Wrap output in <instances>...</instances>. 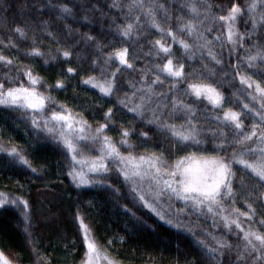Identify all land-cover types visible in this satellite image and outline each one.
Here are the masks:
<instances>
[{
	"label": "snow or ice",
	"instance_id": "snow-or-ice-1",
	"mask_svg": "<svg viewBox=\"0 0 264 264\" xmlns=\"http://www.w3.org/2000/svg\"><path fill=\"white\" fill-rule=\"evenodd\" d=\"M45 9L57 22H65V43L61 45L52 25L41 21V30L55 38L58 45L51 60L63 57V62L69 63L74 54L81 59L74 48L82 46L85 53L90 51L89 74L81 77V84L95 89L104 103L111 104L116 96V103L103 111V121L93 129L66 104L50 108L56 101L40 88L52 86L31 64L17 68L13 76L14 61L0 49V108L19 113L22 120L30 122L37 140H50L63 149L60 154L66 153L67 176L76 189H99L138 222L152 227L143 212L137 216L145 209L156 217L153 223L158 221L157 226L174 229L169 243L188 249L193 259L188 261L186 255V264H264V0H246L245 4L231 0L230 6L213 0H182L176 9L181 15L175 17V28L171 25L170 0H24L19 14L24 17L26 12L34 11L41 15ZM11 10L12 4L4 9L5 20ZM117 12L122 22H118ZM239 20L244 21V32L237 28ZM30 23L26 18L25 26L12 28L10 33L15 36L0 39V45L18 48L15 40L27 39ZM73 24L79 27L74 29ZM151 29L160 38L149 41L152 47L145 55L157 57L158 62L153 65L154 71L148 67L137 69L136 57L131 55L134 49L127 45L135 44ZM117 37L121 47H113L105 55L104 48L114 46ZM166 38H171L170 42ZM36 41L33 36L32 47L25 55L42 57L47 65L49 59ZM173 45H179L182 57L189 61L199 54L202 70L186 72V64L182 58L177 60ZM217 45L220 52L215 50ZM224 52L230 62L227 68ZM126 70L140 73L139 79L127 80V90L119 78ZM67 73L56 79V90H66L65 81L73 79L77 69L69 66ZM217 73L222 74L220 82L231 84L239 79L241 91L247 94V102L241 101L239 110L225 107L227 98L212 82ZM184 83L187 86L181 88ZM120 92L122 96L117 95ZM202 101L211 108L205 105L200 109ZM121 110L132 114L130 122L139 123L134 127L121 124L119 141H115L108 132L114 130L110 126L115 123V113ZM178 113L184 118L179 125L174 122ZM198 113L209 127L200 124ZM248 119L252 121L250 130ZM205 133L211 136V147L207 146L209 136ZM164 144L166 148L161 146ZM138 147H144L145 152L137 153ZM157 147L159 150L153 151ZM0 153L37 173L19 146H5L0 141ZM241 192L247 193L243 212L236 206ZM9 202L18 208L23 206L24 231L32 244L35 264H50L32 240L28 200L0 192V206ZM75 220L83 242L81 264H118L101 248L79 211ZM209 220L213 231H207ZM220 227L224 231L217 235L215 229ZM230 236L236 237L235 243ZM0 264L15 262L0 251Z\"/></svg>",
	"mask_w": 264,
	"mask_h": 264
},
{
	"label": "trees",
	"instance_id": "trees-1",
	"mask_svg": "<svg viewBox=\"0 0 264 264\" xmlns=\"http://www.w3.org/2000/svg\"><path fill=\"white\" fill-rule=\"evenodd\" d=\"M23 2L24 0H0V39L7 40L10 34L15 36L14 33H10V30L17 25L25 26L26 18H30L32 21L28 25L27 39L15 40L19 45L18 48H3V45H0L3 54L14 61L12 75H16L17 68L31 64L34 71L43 77L44 82L52 86V89L40 88V91L49 92L56 101L49 107L56 108L59 104H66L74 112L80 113L95 129L98 122L103 121V111L116 103V96H113L111 104L104 103L98 99L100 94L95 89L81 84V77L89 74L88 67L91 63L90 51L85 53L82 46L73 49L74 53H81V59H77L74 54L69 63H64L63 57H60L59 61L51 60V55L57 53L58 45L55 38H50L41 30V21H48L52 25L51 30L58 34L61 45L65 43V36L62 34L65 22H57L54 15L50 16L48 14L47 9L41 15H37L34 11H28L22 17L19 14V5ZM31 2L32 0H29V3ZM180 2L182 0H170L173 7V19L171 20L173 28L177 26L175 17L181 15V12L176 10L179 9ZM217 2L230 6L231 0H213V3ZM237 2L245 4L246 0H237ZM9 4H12V10L7 12V19L5 20L4 9ZM116 16L118 22H122L118 12ZM77 27H79L78 24H73L74 29ZM248 27H251L250 22ZM237 28L240 32L245 31L243 20L237 22ZM80 31L83 32L85 29L81 28ZM33 36L37 37V45L44 52L45 57L49 59L47 65H45L42 57L33 59L25 55V52L32 47ZM158 38H160L159 34L156 33L155 29H151L150 33L142 34L135 44L129 43L127 45L130 50L134 49L131 55L136 57L134 62L137 69L148 67L152 68L153 71L155 70L153 65L158 62V58L145 55V53L152 47L149 41L154 42ZM166 39L168 42L171 40V38ZM224 39L226 41V35ZM113 47H121L119 37L116 38L114 46L104 48L105 55L112 52ZM215 50L217 52L221 51L218 45ZM173 51L177 60L181 58L184 60L186 72L191 73L194 69L197 71L202 70V61L199 54L195 60L189 61L186 56L182 57L183 50L179 48V45H173ZM240 51L243 52L244 49ZM223 55L225 57L224 66L227 68L230 66L228 54L224 52ZM204 60L207 61L206 55ZM159 62L162 63V61ZM231 62H235V57L232 58ZM69 66L75 67L77 73L74 74L73 79L65 81L66 90H56L54 88L56 79L61 78V73L68 76L67 68ZM96 71L98 73L99 69ZM139 76V71L130 72L126 70L121 73L119 78L124 82L123 87L127 90V80L129 78L139 79ZM151 78L150 75L149 79ZM221 79L222 74L217 73L215 77H212V82L216 83L227 98L225 107L239 110L242 107L241 101L247 102V94L241 91L242 86L239 79L232 81L231 84L220 82ZM228 80H232V77L229 76ZM19 82L17 81V83ZM24 83L26 84L27 81H24ZM186 86V83L180 85L181 88ZM164 87H167V85ZM117 95L122 96L123 92ZM186 99L191 100V98ZM205 105L209 109L211 108L207 101H202L198 107L203 109ZM125 113L126 110L116 112L114 116L115 123L110 126L114 130L109 131L108 135L115 141H119L121 124L126 127H134L136 123H139L138 121L130 122L129 117L132 114ZM208 114L210 115V113ZM183 119V115L178 113L174 122L179 125ZM197 119L202 126L209 127L203 115L198 113ZM251 123L250 119L246 120L249 130ZM34 131L30 122L22 120L19 113L0 108V141L5 146L15 144L22 148L33 166L38 170L34 174L30 169L15 161H10L6 153H0V192L7 193L12 198L22 196L28 200L32 219V240L42 255L47 257L50 264H81L84 251L79 223L75 220L77 211L80 212L84 222L91 227L101 248H105L108 254L118 261V264H186V255L188 261L193 259V256L188 254L187 248L181 247L178 249L175 242L169 243V239L173 236L175 230L168 229L166 225L157 226L158 221L153 223V221H156V217L148 213L147 210L141 209L137 212V216H140L143 212L145 216L149 217L147 224L152 225V227H148L130 215H126L118 204L99 189H76L67 176L66 153L61 155L63 149L50 140L47 143L37 140L36 136L33 135ZM138 131L139 129H137ZM40 135L43 136L44 134L40 133ZM204 135L209 136L207 146L211 147L210 134L205 133ZM135 142V138H133V143ZM161 146L167 147L166 144ZM158 150L159 147L153 149V151ZM136 151L137 153H143L145 148L138 147ZM92 154L98 155L96 152ZM184 154L183 152L180 153V155ZM175 158L173 157V159ZM236 179L238 184L239 176ZM246 198L247 193L241 192L237 195L236 206L242 212L246 211ZM228 203L231 204V201H228ZM22 209V205L18 208L10 202L0 206V251L9 256L15 264H35V257L31 251L32 244L28 242L24 231L25 224ZM192 219L195 220V217ZM241 219L244 220L245 218L241 217ZM256 219H260L259 214ZM207 231H213L211 220L207 221ZM223 231L222 227L215 229L217 235H220ZM229 239L233 243L236 242L235 236H230ZM109 240L113 242L109 244ZM209 242L211 243V240Z\"/></svg>",
	"mask_w": 264,
	"mask_h": 264
}]
</instances>
